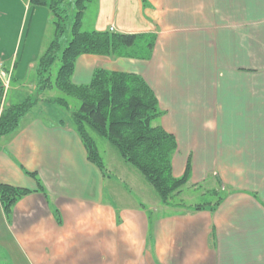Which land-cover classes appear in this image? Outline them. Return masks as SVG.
<instances>
[{"label": "crops", "instance_id": "0c3cea01", "mask_svg": "<svg viewBox=\"0 0 264 264\" xmlns=\"http://www.w3.org/2000/svg\"><path fill=\"white\" fill-rule=\"evenodd\" d=\"M243 1L93 0L85 30L112 28L141 39L125 56H78L72 75L75 84L88 83L96 68L141 76L162 112L156 123L176 140L172 174L181 176L189 164L186 185L217 199L201 209L147 207L121 189L127 202L117 203L118 182L87 159L71 116H56L58 104L47 101L55 97L43 92L0 138V183L33 190L8 216L0 203V264H264V121L244 111L260 88L238 82L248 54L264 51V31L254 32L256 42L247 37L242 13L259 6L252 0L244 9ZM39 9L51 14L27 0H0V67L14 66L18 78L26 73L13 44L6 49L9 17Z\"/></svg>", "mask_w": 264, "mask_h": 264}, {"label": "trees", "instance_id": "16d2710c", "mask_svg": "<svg viewBox=\"0 0 264 264\" xmlns=\"http://www.w3.org/2000/svg\"><path fill=\"white\" fill-rule=\"evenodd\" d=\"M92 1H72L75 12L68 26L70 20L64 0H27L30 6L46 7L51 12L54 34L37 61L35 91L0 112V138L18 127L21 118L39 102L40 93L56 88L79 101L78 108L70 116L85 147L87 159L104 173L102 157L91 135L93 133L105 139L123 161L142 175L162 204L169 205L172 196L179 195L188 181L189 164L181 176L172 174L171 157L177 144L175 137L156 123L162 112L150 86L137 74L104 68H96L86 84L72 81L78 56H125L128 54L126 49L141 39V35L135 33L83 30V15ZM68 30L70 39L62 48V40ZM152 45V42H147L145 47L149 50ZM56 59H59L60 66L51 81L50 69ZM47 101L69 108L67 99L63 97ZM27 173L37 183L35 190L44 193L36 174ZM32 191L27 187L0 183V203L4 213L8 216L14 203ZM219 200L208 207L215 208ZM204 207L205 204L193 206L194 209Z\"/></svg>", "mask_w": 264, "mask_h": 264}, {"label": "rangeland", "instance_id": "374dc122", "mask_svg": "<svg viewBox=\"0 0 264 264\" xmlns=\"http://www.w3.org/2000/svg\"><path fill=\"white\" fill-rule=\"evenodd\" d=\"M72 1L73 0H64V5L68 9L70 20L68 26L71 25L75 12ZM251 2L252 0H244L243 8L247 9L248 5ZM257 2V6H259L258 9L260 12L243 11L242 13V16L245 20L244 24H246L249 29L247 37L251 38V40H253L254 42L257 41V38L254 36V32L258 29L264 31V0H256L255 3ZM44 12L46 11H40L39 9L33 15L32 11L27 13L26 10L22 14V11L19 10L18 12H13L9 17V22L11 25L8 27V37L10 39V42L7 44L8 46L6 49H9L11 44H13L11 52L13 50L15 51V56H17V65H19V68L23 66L26 74L24 78H18L16 77L15 73L17 72V70H15L14 66L11 68V70L8 66H5L7 69L4 67V69L0 67L6 73L5 77H2L0 75V101L2 102V106H0V112L3 108L10 105L8 102L12 101V104L18 103L22 98L31 93L29 91L31 90V86L33 85L32 83L36 78V66L38 57L41 56L47 48L49 42L53 38L54 32L53 17H51V14L46 15ZM226 20H232L230 18V13L228 14V16H226ZM82 29L85 30V27H82ZM69 39L70 33L68 30L63 37L61 43L62 48L66 46ZM248 56L250 57V59L243 60L242 62V78L240 79V81L238 80V82L242 83L244 86H259V99H257L256 101V99L253 98L248 103L244 102V111H246L245 107H249L248 111L251 112L252 110V114L257 111V116L258 118H260L261 122L262 119L264 121V60H261V58L264 59V51L257 47L256 55L248 54ZM30 62L33 63V67L29 66ZM59 66L60 61L59 59H56L50 69L51 81L54 80ZM1 80H3V83L1 82ZM5 85L8 86L6 89L3 88ZM44 93L48 96H51V98L63 97L67 99L69 104L68 109L58 105L56 106L54 114L58 117H68V115H70V113L73 110L77 109L79 106V101L77 99L66 96L56 88L46 90L44 91ZM41 94L42 93H40V95ZM40 95L38 96V99H40ZM91 135L93 136L100 156L102 157L104 174H109L116 183L118 182L117 187L115 188L117 203L127 202V200H124V198L122 197L124 196L122 190L124 192L130 190L129 192H132V195H134V197L139 196L141 199H144L147 207L157 202H161L157 194L154 192L152 187L148 183H146L142 175H140L132 166L123 161L118 152H116V150L112 148L105 139L100 138L93 133H91ZM130 170L133 171L130 172ZM128 196H131V194ZM172 197L173 198L171 199L169 205H176L175 207H178L182 205L188 206L191 204L206 205L211 203L212 201H215L217 199V194H213L212 192L204 189V187L202 186L193 188L191 186L184 185L181 189L180 194L174 195ZM152 200H155V202Z\"/></svg>", "mask_w": 264, "mask_h": 264}, {"label": "built area", "instance_id": "2783aa9c", "mask_svg": "<svg viewBox=\"0 0 264 264\" xmlns=\"http://www.w3.org/2000/svg\"><path fill=\"white\" fill-rule=\"evenodd\" d=\"M110 30H112V28H110ZM0 75L2 76V77H5V75H6V73H5V71L4 70H2L1 68H0ZM1 82L3 83V80H1ZM8 86L7 85H5L3 88H7Z\"/></svg>", "mask_w": 264, "mask_h": 264}]
</instances>
